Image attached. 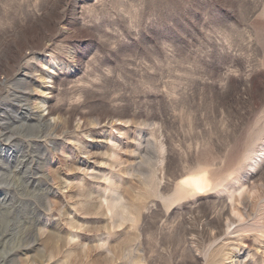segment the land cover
<instances>
[{
    "label": "rangeland",
    "instance_id": "obj_1",
    "mask_svg": "<svg viewBox=\"0 0 264 264\" xmlns=\"http://www.w3.org/2000/svg\"><path fill=\"white\" fill-rule=\"evenodd\" d=\"M262 108L264 0H0V264H264Z\"/></svg>",
    "mask_w": 264,
    "mask_h": 264
},
{
    "label": "bare ground",
    "instance_id": "obj_2",
    "mask_svg": "<svg viewBox=\"0 0 264 264\" xmlns=\"http://www.w3.org/2000/svg\"><path fill=\"white\" fill-rule=\"evenodd\" d=\"M42 92L43 91V87H40ZM41 103V102H40ZM43 104L45 103V101L42 102ZM43 105H41L42 107ZM261 112H264V108H262L260 110ZM40 120V119H39ZM50 136V135H48ZM38 138V137H37ZM264 151V149H263ZM260 157V155H258ZM185 185L187 188H190L191 190L193 191H198V190H201L205 187V180L202 178V177H199V176H189L187 178H185L183 181H182V185ZM184 187L183 186H180L176 189L175 191V196L176 197H180L181 195H184L185 194V191L183 189ZM171 199H167V201H165V203H169ZM236 214V213H235ZM240 214V213H239ZM4 217V216H3ZM239 222H241V220H239ZM234 224V223H233ZM243 225V224H242ZM240 225L238 226L239 230L241 228H243V226ZM40 227V226H39ZM238 230V231H239ZM37 233H39L40 235L43 236V234H45V226L39 228ZM5 229L3 231V234L2 236H4L5 234ZM238 233V232H237ZM39 235V236H40ZM261 235L264 236V229L261 231ZM264 238V237H263ZM5 239V238H4ZM243 239V237H242ZM245 239V237H244ZM247 240V239H246ZM218 241V240H217ZM7 242V241H6ZM215 242V241H214ZM213 242V243H214ZM67 245V244H66ZM61 246L62 245H59V244H55L53 242H50V241H45L42 245V247L44 248V250L48 251L50 253L51 256H53L54 254H56L57 252H59V250H61ZM243 246L247 247L248 248V245L246 246V244L243 243ZM1 250V249H0ZM258 250H260V256H261V259L264 261V240H263V245L262 246H259L257 249H256V253H258ZM71 251V250H70ZM37 252V251H36ZM10 253H13V258H17L18 260H20V262L22 264H33V261L31 260V256L29 255V250H27L26 247H24V245H16V244H12V245H8V244H3L2 245V255L4 254V256H9ZM39 253V252H38ZM40 254V253H39ZM231 254V255H230ZM230 254H218L216 256V250L213 251V254L210 255V263L209 264H223L225 262H227L228 264H239V261H238V257L236 256L235 253H230ZM38 256V255H37ZM42 259L43 256H40ZM52 258V257H51ZM1 260V259H0Z\"/></svg>",
    "mask_w": 264,
    "mask_h": 264
}]
</instances>
